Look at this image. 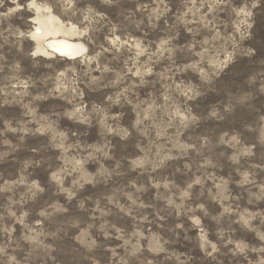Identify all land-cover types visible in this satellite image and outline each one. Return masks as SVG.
Masks as SVG:
<instances>
[{"label":"clouds","instance_id":"clouds-1","mask_svg":"<svg viewBox=\"0 0 264 264\" xmlns=\"http://www.w3.org/2000/svg\"><path fill=\"white\" fill-rule=\"evenodd\" d=\"M0 264H264V0H0Z\"/></svg>","mask_w":264,"mask_h":264}]
</instances>
